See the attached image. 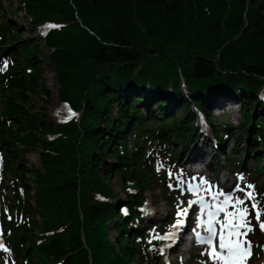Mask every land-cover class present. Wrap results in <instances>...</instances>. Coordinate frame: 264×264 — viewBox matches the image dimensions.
<instances>
[{"label": "trees", "instance_id": "1", "mask_svg": "<svg viewBox=\"0 0 264 264\" xmlns=\"http://www.w3.org/2000/svg\"><path fill=\"white\" fill-rule=\"evenodd\" d=\"M6 1L0 6L2 264L7 255L12 264H167L137 206L149 180L173 204L169 177L156 169V158L179 168L186 147L204 137L196 111L223 157L213 153V172L222 162L244 170L249 153L255 171L264 168L257 152L264 150V99L258 96L264 0H19L33 31L54 24L38 41L22 38ZM159 40L188 48H171L168 57L154 49ZM40 47L52 66L57 100L76 112L69 121L49 115ZM28 95L42 105L35 108ZM233 104L241 119L219 124V134L213 112ZM234 136L231 151L222 150ZM32 150L37 165L27 161Z\"/></svg>", "mask_w": 264, "mask_h": 264}, {"label": "rangeland", "instance_id": "2", "mask_svg": "<svg viewBox=\"0 0 264 264\" xmlns=\"http://www.w3.org/2000/svg\"><path fill=\"white\" fill-rule=\"evenodd\" d=\"M12 6L11 8L14 9V14L11 16V22L15 25H17L18 29L20 30V33L22 34L23 39H27L30 37H33L32 41H38L41 37V27L36 28L35 31H33L30 28V25L28 23L27 16L23 13V10L21 8V4L19 0H11ZM0 6H2L4 9L7 7V1L6 0H0ZM1 21V18H0ZM7 43H10L9 39H7ZM148 47H151L149 44ZM171 48H177L180 51H185L187 49V45L178 46L173 44H167L164 43L163 40H159V42L154 46V49L157 51H164V54H168V57L175 53V50L172 53H169V50ZM40 52L37 55V58L42 60V64L40 65V77L43 81L46 82L47 87L50 91V104H49V115L55 122L58 121L56 117V109L59 106V101L56 98V89L57 84L55 81V77L52 71V66L48 64V60L46 58V53L44 48H39ZM190 54L195 55L196 50L191 47L190 48ZM200 52V51H198ZM172 54V55H170ZM2 63L5 62L4 58H1ZM15 62L21 63V59H15ZM31 104L37 108L42 105L41 99L38 96H32L28 95ZM226 108L222 109H216L213 112V123L216 124V127H219L221 130L219 124L223 125L226 122H231L232 124H236L239 119H241V114L239 111L238 105H226ZM0 110H1V103H0ZM116 111V107H114V112ZM181 115H179L180 117ZM218 124V126H217ZM204 137L200 136L198 137V141L191 143L186 148H193L194 146L199 148L201 150L200 155L206 158V163L203 165V173H202V180L199 182L197 181V178H194V175L190 170H188L185 165L179 161V170L178 169H170L166 165L160 163L158 161V158H156V169H161L163 173H166L168 175V183L171 186V191L173 193L172 200L173 204H169L165 200L164 196V189L157 186L158 184L155 183L152 180H149L147 183V186L145 187L144 191V197H145V203L140 208L141 209V216H142V226H149V224L153 225V233H151V236L153 237V240L156 239L157 242V250L158 253L161 255L162 259H164L169 264H218L215 259H213L212 255H208L206 253H209L206 246H199L194 243H186L188 245L187 249L180 253L178 245L177 247L173 245L174 238L169 237L165 239H158L156 237H165L170 232L175 230L174 232H177L180 230L179 228H173V225L175 223L176 212L178 210H183L186 208L188 199L191 195L195 194L197 190L199 192H207L205 190L206 187H209L211 189H214L218 192V194H229L233 197V205L230 208L229 213H235V215H224L222 217V222L225 223H232L233 221L236 224H242L244 223V218L241 216L239 209L241 208H248L251 212V215L247 218L251 220L252 226L255 228V231L248 232L247 239L252 242V250H251V258H245V264H264V231H261L260 228L257 225V221L255 219V213L257 211H261L264 213V168L262 171L256 172L257 164L253 158V154H250L245 157V169L241 171H231L227 169L223 162L221 166L217 168V172L213 173L210 171V167L207 166L210 164V155L207 153H215V158L218 160H222L223 157L220 155L218 151H216L213 147H216L214 144L215 141H209L207 142L205 136H210L207 131L202 132ZM219 134H223L224 132L221 130ZM211 137V136H210ZM235 141L234 137H229L227 141L223 142L220 145V148L222 150H225V152H230L232 145ZM243 146V144L241 145ZM188 150H184L185 156L183 159L188 155ZM207 152V153H206ZM262 155L260 164H263L264 166V150L259 149L257 151ZM27 161L29 164H38V155L37 152L32 150L27 155ZM186 171L184 174L181 172ZM256 172V173H255ZM192 178H194L192 180ZM198 182L197 187H194L192 189L186 190V184L192 183V182ZM228 181V182H227ZM254 185V189H248L247 185ZM113 188L115 189L117 195H119L118 199H121L123 197V192L120 190V188L117 185V182L115 180V177L112 180ZM238 189H244V192L252 191L254 199L246 200L243 205L237 203L236 198H241L244 196V192L239 191ZM33 190H35V187H33ZM4 190H0V206L3 205L2 198H3ZM9 195V192H8ZM257 203L258 207L253 209L252 204ZM179 205V208H178ZM0 217H1V208H0ZM185 221L184 224L189 223V227L192 224H196L197 218H189L184 215L180 217ZM38 221L40 219L36 217ZM261 222H264V214L260 217ZM188 227V228H189ZM186 228L185 231L188 229ZM245 229L236 228V232L240 233L244 231ZM184 233L186 234V232ZM189 234V233H188ZM116 235L115 231L113 230L112 225L109 228V236L111 239ZM1 237V236H0ZM238 239L243 241L245 237L238 235ZM0 244H1V238H0ZM261 245V247L259 246ZM244 245L242 244V247ZM175 247V248H174ZM174 248V249H173ZM173 249V250H172ZM8 258L11 260L12 256L8 255ZM0 264H2L0 260ZM136 264V262L134 263Z\"/></svg>", "mask_w": 264, "mask_h": 264}, {"label": "snow or ice", "instance_id": "3", "mask_svg": "<svg viewBox=\"0 0 264 264\" xmlns=\"http://www.w3.org/2000/svg\"><path fill=\"white\" fill-rule=\"evenodd\" d=\"M49 27H53V26L49 25ZM72 115H74V113H72L71 110L69 109V117H71ZM247 187L248 189H254V185H251V184L247 185ZM238 190L241 192H244V189H238ZM232 199L233 197H227L223 203L226 205ZM236 199H237V203L243 205L246 200L254 199V197H253L252 191H248V192H244L243 197L236 198ZM194 203H198V202L190 201L189 207L191 206V204H194ZM199 203L202 204V202H199ZM209 207L211 208L212 206L210 205ZM257 207H258L257 203L252 204L253 209ZM178 208H179V205H178ZM217 210L223 211V206L219 207ZM239 211H240L241 216L244 218V223L239 224V225L236 224L234 221L230 223L227 240L225 239V235L223 232L224 225L223 224L221 225V234L219 238L218 251H216V255L221 256L223 260V264H245V258L246 257L251 258V250H252L253 245H252V242L247 239L248 232L255 231V228L251 224V220L247 218L248 216L251 215V212L249 211L248 208H241L239 209ZM187 212H188V208H184L182 211L178 210L176 212L177 219L175 220V223L173 225L174 229L179 228L185 223V221L181 219L180 217L186 215ZM262 214L264 213H262L261 211H257L255 213V219L257 221V225L260 228V230L264 231V222H261L260 220V217ZM208 215H209V221H208L209 226L207 228L208 235L204 237V236H201L199 233H197V240L200 243H207L209 245H213V240L216 235L215 229L212 227V221H211V216L213 215V213L210 211ZM228 215H235V213H226V216ZM236 228H241L245 230L237 234L234 231V229ZM236 235L243 236L245 237V239L243 241L239 239H234L233 237ZM175 236H176L175 232H170L165 237H156V238L158 239H165L169 237L175 238ZM242 244L244 245L243 247H242ZM0 247H3V245L0 244ZM206 254L211 255L210 253H206Z\"/></svg>", "mask_w": 264, "mask_h": 264}, {"label": "bare ground", "instance_id": "4", "mask_svg": "<svg viewBox=\"0 0 264 264\" xmlns=\"http://www.w3.org/2000/svg\"><path fill=\"white\" fill-rule=\"evenodd\" d=\"M233 105H236V104H233ZM195 124L197 125V122H195ZM189 152H188V157H196L197 155H198V153H199V148H197V147H193V148H191L190 150H188ZM186 171H184V172H181L182 174H184ZM228 182V181H227ZM193 187L192 186H189V183H187L186 184V190L188 189H192ZM189 218H194L193 217V214L191 215V216H189L188 217V219ZM192 223H193V221H192ZM193 226H196V225H194L193 224ZM189 227V223H187V224H183L181 227H180V230L178 231V235L177 236H175V238H174V241H173V245H175L176 247L178 246V245H180V247H179V251H180V253H182L183 251H185L186 249H187V247H188V245H186V240H185V233H184V231H185V229L186 228H188ZM175 248V247H174ZM173 248V249H174ZM172 249V250H173Z\"/></svg>", "mask_w": 264, "mask_h": 264}]
</instances>
